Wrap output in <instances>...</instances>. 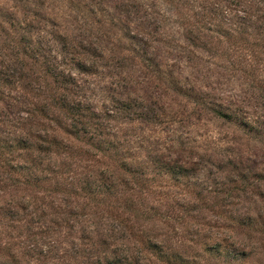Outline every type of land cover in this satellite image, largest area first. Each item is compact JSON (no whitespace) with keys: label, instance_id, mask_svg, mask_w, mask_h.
Wrapping results in <instances>:
<instances>
[{"label":"rangeland","instance_id":"rangeland-1","mask_svg":"<svg viewBox=\"0 0 264 264\" xmlns=\"http://www.w3.org/2000/svg\"><path fill=\"white\" fill-rule=\"evenodd\" d=\"M245 11L253 16L263 14L256 0H0L1 64L8 65L14 74L19 73L21 55L17 54L20 52L18 37L22 34L27 40L37 41L45 54L55 56L59 66L74 76L78 86L87 88L86 94L92 98L94 107L109 105L110 102L105 99L123 97L125 100L127 96V101L134 106L128 119L133 122L121 128L114 126L113 131L119 135L120 141L128 139L135 146L141 145L140 156L136 157L135 163H141L149 153L156 155L152 149L156 144L164 143L166 149L159 151L164 156L195 162L189 170L192 177L186 186L173 188L168 176L156 177V188L167 193L164 198H179L181 204L161 219L165 221L164 225L155 227V223H159L157 217L143 221L141 225L156 234L158 240L166 236V245L179 252L185 260H193L200 255L197 264H264V244L262 247L253 245L254 241H249L245 229L238 228L236 222L229 220L233 214L253 217L264 214V35L256 29L260 25L256 16L250 20L243 18ZM97 17H100V23ZM221 20L222 28H218ZM83 23L91 24L92 31L98 36L100 28L103 29L101 39L89 36V33L85 34L87 38L100 40L101 44L111 42L104 50L105 59L97 61V68L89 74L78 71L69 63V55L58 52L65 41L63 35H67L69 45H74L71 51L67 49L69 54L79 50L81 29L76 25ZM169 33L172 39L178 41L172 53L183 61L182 70L172 69L167 75L155 74L146 66L147 63L143 65L137 59L132 48L137 44L136 50H142L144 42L156 46L158 39ZM88 50L93 52L92 48ZM86 54L94 61L89 53ZM64 63L66 65L63 66ZM171 79H179L184 88H192L190 94L193 100L176 90L174 84L168 85ZM12 94L19 96L20 100V95ZM26 96L36 101L31 93ZM156 100L163 112L156 111L161 115L159 120L140 123L144 108L146 111L148 108L154 110ZM196 100L205 102L198 103ZM206 105H210L212 110H207ZM228 106L231 110L244 107L248 113V123L244 128L239 129L232 122L214 117L213 108L230 112ZM2 115L0 111V117ZM9 127L7 125L4 131ZM166 144L172 146L170 150ZM105 154L99 156V162L89 158L76 159L78 164L70 173H65L69 182L76 186L63 183L62 178H59L60 182L45 187L44 192L16 191L12 186L0 184V264H41L37 259L39 255L35 253L41 247L50 248L48 244L34 248L28 240L24 223L18 218L23 197L26 200L33 196L38 200L41 196L43 205L52 203L44 205L50 218L54 217L49 206H60L63 211L70 209V214L65 217L69 218L74 229L73 235L69 234L68 238L73 241L74 247L80 249V230L98 225L94 211L97 210L98 214L104 211L95 208L86 197H74L63 190H78L80 173L87 169L109 166L116 170L117 161ZM146 171L148 176H153L155 172L150 165ZM119 179L121 176H117V181ZM142 195L144 202L157 200L158 206L162 204L154 193ZM76 214V219L72 220ZM89 217L91 221L87 222ZM58 221L61 222V219ZM59 229L67 232L63 224ZM188 230L198 232L199 243L188 241ZM215 242L225 251H232L227 244L234 242L239 251L243 249L251 255L239 261H225L218 259V255L209 256L204 245H214ZM30 249L33 257L26 255L25 251ZM66 249L70 255L74 248L62 242L60 246L56 245L51 255ZM81 260L78 257L70 264ZM50 263L48 261L47 264Z\"/></svg>","mask_w":264,"mask_h":264},{"label":"trees","instance_id":"trees-1","mask_svg":"<svg viewBox=\"0 0 264 264\" xmlns=\"http://www.w3.org/2000/svg\"><path fill=\"white\" fill-rule=\"evenodd\" d=\"M256 2L263 12L262 15H254L260 22L256 29L262 31L264 35V0H256ZM142 8L148 11L146 7L142 6ZM254 16L245 11L243 18L250 20ZM97 18L100 23V17ZM221 21L218 28H222L223 20ZM76 27L81 29L79 38L82 41H78L79 50L69 54V50L71 51L74 45H69L67 35H63L65 41L62 42L58 52L62 51V54L69 55V63L78 71L93 73V69L97 68V61L105 59L104 50L111 42L106 41V44H101L100 40H92L85 36L89 33V36L94 35L101 39L104 35L101 28L98 36L92 31L91 24L83 23ZM206 29L210 30L208 27ZM161 30L164 33V28ZM258 34L261 33L258 32ZM225 35L228 34L225 33ZM139 41L142 42V40ZM157 42L159 44L156 46L144 42L142 50H136L138 49L136 44V47L132 49L137 59L143 65L147 63L146 66L153 69L155 74L165 73L167 75V72L171 74L172 69L182 70L183 61L172 53L178 41L172 39L169 33ZM18 43L20 52L17 54L21 55L20 72L14 74L8 65L0 63V111L3 113L0 117V184L12 186L16 191L27 189L44 192L45 187L60 182L59 178L63 179V183L68 184L69 180L65 173H70V170L78 164L76 159L88 160L89 158L99 162V156L108 153L110 158L117 161L116 170L109 166L97 170L84 169L85 171L80 173L81 178L78 179L80 182L77 184L78 190H63L64 193H69L74 197H86L94 203L95 208L104 211L102 214L96 213L97 210L94 211L98 225H89L80 230L78 236L81 242L80 249L74 247L73 241L68 238L74 229V225L69 223V218L65 217L66 214H70V209L63 211L59 208L60 206H49L52 209V217H54L50 218L47 206L45 210L44 205H53L52 203L43 205L41 196L38 200H35L33 196L26 200L24 197L21 198L23 201L20 202V217L18 218L24 223L23 226H25L24 229L32 247L40 248V245L47 244L50 247L44 246L45 249L41 247L37 253L34 252L39 255L37 259L41 264H47L48 261H51L50 264H70L71 260L76 261L78 257L82 260L77 261L76 264H156L158 262L197 264L200 255L194 257L193 260L191 258L185 260L179 252L166 245V236L163 240H158L156 234L141 225L143 221L148 222L156 217L159 223L158 225L155 223V227L164 225L165 221L161 219L166 218V213L172 212L174 208H177L176 206L181 204L178 202L179 198H173V196L170 197L171 199L164 198L167 193L156 188V177L168 176L173 188L186 186L187 181L192 177V172L189 170L195 162L183 160L180 157L174 159L168 155L164 156L163 152H159L166 149L164 143L154 146L152 151L156 155L149 153L141 163H135L136 157L140 156L139 147L141 145L135 146L128 139H126L127 143L120 141L119 135L113 131L114 126L121 128L122 125L129 124L130 126L133 122L128 119L133 113L134 106L127 101V96L125 100L123 97L105 99L110 102L109 105L103 104L102 108L94 107L91 102L92 98L86 94L87 88L78 86L74 76L68 70L61 68L60 62L55 61V56L50 57L45 54V50L37 45V41L27 40L22 34L18 37ZM178 46L181 48L180 45ZM89 48H92L93 52H89ZM86 53H89L94 61H91ZM15 58L17 59L18 56L16 55ZM104 67L107 68L108 65L104 64ZM180 82L179 79H171L167 84H174L176 90L183 92L186 98H190V101L193 100L190 94L192 88H184V83ZM12 93L20 95V100H18L19 96ZM29 93L36 101L26 96ZM157 103L156 100L154 110L148 108L146 111L144 108L140 123L159 120L161 115H158L156 111L163 112ZM228 107L230 112H225L223 108H213L214 117L232 122L239 129L244 128L248 123L246 116L248 113L245 112L244 107L238 110H231V106ZM205 108L212 110L210 105H206ZM7 125L10 127L4 131ZM166 146L169 150L172 147L168 144ZM152 156L155 157L152 158ZM149 165L154 168L153 176L147 174L146 168ZM115 175L121 176V179L117 181ZM72 184L74 183L69 182L70 186ZM235 187L241 189L239 186ZM143 193H154V196L161 199L162 204L158 206L157 200L144 202ZM125 194L126 197H122ZM5 205L8 204L5 203ZM1 207L0 205V209ZM69 216L72 217V215ZM76 217L77 214L71 219L75 220ZM256 217L233 214L229 220L236 222L238 228L245 229V235L250 238V242L254 241L253 245L259 244L258 247H262L264 244V214L259 213ZM58 219H61V222ZM109 219L110 222H108ZM89 221L91 217L88 218L87 222ZM77 223L76 221V225ZM61 224L67 228L66 234L59 229ZM174 234L176 235L175 232ZM197 234V231L189 232L188 230V241L199 243ZM222 241L227 242L225 239ZM62 242L69 244L71 249L74 248L72 254L69 255V250L66 249L64 252L51 255L56 245L60 246ZM207 245L205 243L204 246L209 256L218 255V259L222 258L225 261H239L242 257L246 259L251 255V252L245 253L243 249L239 251V247L234 246V242L227 244L232 251L221 250V246L216 242L214 245ZM25 252L29 257H33L32 249Z\"/></svg>","mask_w":264,"mask_h":264}]
</instances>
